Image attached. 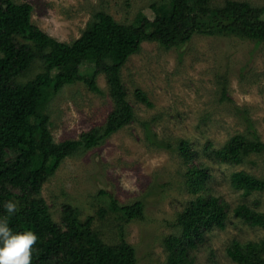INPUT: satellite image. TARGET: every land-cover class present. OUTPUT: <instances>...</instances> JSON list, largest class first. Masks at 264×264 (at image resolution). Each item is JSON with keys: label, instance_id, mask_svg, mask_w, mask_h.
<instances>
[{"label": "rangeland", "instance_id": "374dc122", "mask_svg": "<svg viewBox=\"0 0 264 264\" xmlns=\"http://www.w3.org/2000/svg\"><path fill=\"white\" fill-rule=\"evenodd\" d=\"M13 1L32 4L33 24L60 42L72 43L97 13L127 26L140 13L153 19L151 5L169 0ZM225 1L215 0L214 5ZM234 1L264 7V0ZM171 24L178 27L182 22L173 19ZM40 69L33 67L24 80ZM93 70L90 62L81 68L84 75ZM122 78L136 118L100 146L67 157L43 185L42 197L52 219L62 227L64 206L78 208L81 221L92 217L93 229L107 243H118L125 233L136 250L137 264H164L165 240L181 235L180 214L193 199L211 195L229 205L230 215L223 228L204 229L202 241L189 255L195 264H237L227 254L228 247L234 242L264 244V226H250L232 210L245 204L264 213V190L235 189L231 175L245 171L264 180V154L232 165L220 162L214 152L250 128L264 142V42L200 34L172 49L144 42L125 64ZM97 80L101 95L78 83L64 87L47 103L56 143L79 140L106 124L114 102L105 75ZM137 89L148 94L153 107L135 98ZM182 140L189 143L190 157L180 150ZM193 170H204L206 178L190 177ZM111 198L120 205L143 202V217L124 222L121 215L111 213ZM101 209L107 210L106 216L99 214Z\"/></svg>", "mask_w": 264, "mask_h": 264}, {"label": "trees", "instance_id": "16d2710c", "mask_svg": "<svg viewBox=\"0 0 264 264\" xmlns=\"http://www.w3.org/2000/svg\"><path fill=\"white\" fill-rule=\"evenodd\" d=\"M214 1L155 3L151 5L153 19L140 13L127 26H120L111 15L100 12L78 39L65 43L33 24L32 4L0 0V215L5 214V201L19 202V211L9 222L14 230L31 229L37 233L32 264H137L136 250L127 242L125 233L118 243H107L93 229L92 217L81 221L78 208L65 205L62 227L58 225L42 197V187L67 157L100 146L135 120L122 70L144 42L172 49L185 45L196 34L239 35L264 42V7L234 0L215 6ZM173 19H179L182 25H172ZM88 62L95 70L84 75L81 68ZM37 65L40 71L24 80ZM100 74L105 75L114 102L106 124L82 134L79 140L56 143L49 128L47 103L64 87L78 83L95 94H103L97 80ZM135 98L153 107L144 90L137 89ZM180 150L186 157L192 155L188 141L180 142ZM214 154L222 163L241 165L252 155L264 154V142L250 128L232 136ZM189 175L206 178L204 170L189 171ZM196 183L194 180L192 185ZM231 185L248 193L264 190V180L245 171L232 173ZM192 190L189 189L191 193ZM109 208L124 222L144 215L141 201L120 205L111 198ZM230 212L229 205L215 196L190 201L178 219L180 237L165 240L164 264H195L189 251L202 241L204 229L223 228ZM232 212L250 226H264V213L248 205H239ZM106 213V209L99 212L101 216ZM227 254L237 264H264V244L234 242Z\"/></svg>", "mask_w": 264, "mask_h": 264}, {"label": "clouds", "instance_id": "9594fccd", "mask_svg": "<svg viewBox=\"0 0 264 264\" xmlns=\"http://www.w3.org/2000/svg\"><path fill=\"white\" fill-rule=\"evenodd\" d=\"M0 215V264H32L34 245L38 235L31 229L14 230L9 219L19 211V202L7 200Z\"/></svg>", "mask_w": 264, "mask_h": 264}]
</instances>
